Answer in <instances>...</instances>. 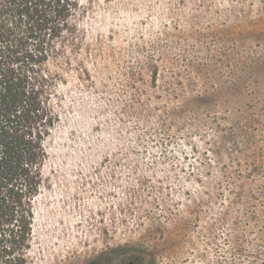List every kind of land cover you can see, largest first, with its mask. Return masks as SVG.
Wrapping results in <instances>:
<instances>
[{
  "label": "rangeland",
  "instance_id": "374dc122",
  "mask_svg": "<svg viewBox=\"0 0 264 264\" xmlns=\"http://www.w3.org/2000/svg\"><path fill=\"white\" fill-rule=\"evenodd\" d=\"M76 22L28 263L264 264V0H81ZM152 61L181 83L148 99L160 134L119 113Z\"/></svg>",
  "mask_w": 264,
  "mask_h": 264
},
{
  "label": "trees",
  "instance_id": "16d2710c",
  "mask_svg": "<svg viewBox=\"0 0 264 264\" xmlns=\"http://www.w3.org/2000/svg\"><path fill=\"white\" fill-rule=\"evenodd\" d=\"M80 7L81 0H0V264H29L34 201L62 120L56 101L63 73L54 65H70L68 52L80 47L76 22ZM138 74H130L132 82L124 87L129 97L120 104L119 113L139 117L150 134H160L171 121L167 104L158 119H151L154 108L148 99L173 101L181 83L172 77L158 85L154 61L149 69L151 84L140 85ZM217 93V89L197 92L192 99L204 101ZM236 94L242 97L241 91ZM217 127H221L218 122ZM192 128L198 131L200 125L192 123ZM216 152L220 156V150ZM133 258L128 263L134 264L140 255Z\"/></svg>",
  "mask_w": 264,
  "mask_h": 264
},
{
  "label": "flooded vegetation",
  "instance_id": "af4514ba",
  "mask_svg": "<svg viewBox=\"0 0 264 264\" xmlns=\"http://www.w3.org/2000/svg\"><path fill=\"white\" fill-rule=\"evenodd\" d=\"M103 264H111V261L110 260H104L103 261ZM127 264H132L131 262L127 263Z\"/></svg>",
  "mask_w": 264,
  "mask_h": 264
}]
</instances>
